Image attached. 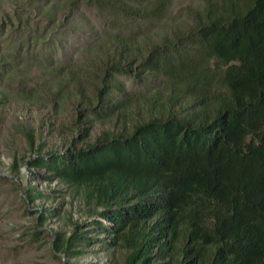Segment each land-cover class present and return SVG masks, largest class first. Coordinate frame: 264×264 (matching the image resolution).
<instances>
[{
  "label": "trees",
  "instance_id": "16d2710c",
  "mask_svg": "<svg viewBox=\"0 0 264 264\" xmlns=\"http://www.w3.org/2000/svg\"><path fill=\"white\" fill-rule=\"evenodd\" d=\"M38 3V20L10 3L0 87L19 34L41 70L26 99L71 106L86 145L28 164L107 222L126 264H264V0ZM98 124L114 130L93 139Z\"/></svg>",
  "mask_w": 264,
  "mask_h": 264
},
{
  "label": "rangeland",
  "instance_id": "374dc122",
  "mask_svg": "<svg viewBox=\"0 0 264 264\" xmlns=\"http://www.w3.org/2000/svg\"><path fill=\"white\" fill-rule=\"evenodd\" d=\"M12 2L29 8L28 16L39 19L38 0H0V42L9 33L3 36L12 18ZM57 26L52 27L54 32ZM12 36L3 45L7 73L6 83L4 79L0 87V264H126L128 251L115 245L113 235L101 231L95 224L102 218L86 209L68 185L48 180L45 176L49 174L44 168L28 164L39 155L69 153L71 148L86 144L77 140L76 131L71 129L75 117L71 106L60 111L38 96L26 99L27 88L40 81L41 70L35 65L38 56H33L34 51L25 52L28 45L19 34ZM64 47L68 55L74 51L71 42ZM105 130H114L113 125H96L92 138ZM30 131L34 138L32 148ZM16 162L20 168L18 173L9 169ZM30 189L43 192L45 197H37L32 202L27 191ZM74 232L83 236L74 248L70 251L66 245L59 251L53 248L59 233L61 238H66Z\"/></svg>",
  "mask_w": 264,
  "mask_h": 264
}]
</instances>
